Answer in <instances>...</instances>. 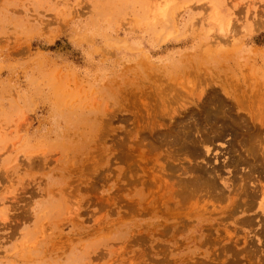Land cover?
<instances>
[{"label": "rangeland", "instance_id": "obj_1", "mask_svg": "<svg viewBox=\"0 0 264 264\" xmlns=\"http://www.w3.org/2000/svg\"><path fill=\"white\" fill-rule=\"evenodd\" d=\"M216 95L264 138V0H0V264H264Z\"/></svg>", "mask_w": 264, "mask_h": 264}, {"label": "bare ground", "instance_id": "obj_2", "mask_svg": "<svg viewBox=\"0 0 264 264\" xmlns=\"http://www.w3.org/2000/svg\"><path fill=\"white\" fill-rule=\"evenodd\" d=\"M259 22V21H258ZM223 77V76H222ZM219 81V80H218ZM232 86V85H231ZM218 87V86H217ZM225 87V86H224ZM234 87V86H233ZM162 88V87H161ZM219 88V87H218ZM225 89V88H224ZM214 90V88H213ZM217 90V89H216ZM221 90V89H220ZM226 90V89H225ZM215 92V91H214ZM217 92V91H216ZM212 93V92H211ZM228 93V92H227ZM251 93V92H250ZM213 94V93H212ZM229 94V93H228ZM231 95V94H230ZM222 96V95H221ZM244 96V95H243ZM246 96L248 97V95L246 94ZM229 97V96H228ZM228 97H226V99H229ZM246 97V98H247ZM208 98V97H207ZM222 98V97H221ZM213 99V97H212ZM208 100V103H206V105L204 106V122L205 125L206 123L209 125V133H212L213 136H205L206 138L204 139V141H209L211 139V141L214 140V138H222V136L224 135L223 130L226 131L230 130V132L232 134H234L235 136L239 135V133L237 132V128L235 126L240 125V127L242 128L243 131H241V135L240 138V142H242L241 144L243 145V152L240 151L238 156L232 157L231 159V164L233 166H238L240 163L245 162L249 165L250 169H257L260 168V172L264 173V138L263 136L261 137L259 132L256 131V129L250 128V126L248 125V123L246 122L245 119H240V116H235L234 114H232L231 112V107L229 106L228 102L227 104L223 103L224 101L222 99L219 98V96H215L214 100ZM212 100V101H211ZM238 100V99H237ZM255 100V99H254ZM241 102V101H240ZM239 102V103H240ZM242 105L244 103H241ZM243 107V106H242ZM244 108H246L244 106ZM247 110V109H246ZM202 115V114H201ZM251 116V114H250ZM199 117V116H198ZM240 117V118H238ZM252 118V117H251ZM255 118V117H254ZM251 119V120H255V119ZM203 121V119H202ZM198 122V121H197ZM196 122V123H197ZM249 122V121H248ZM244 124V125H243ZM250 125H253V123ZM195 126V125H194ZM197 127V126H196ZM151 128V127H150ZM166 128V127H165ZM193 128V127H192ZM258 128V127H257ZM154 129V128H153ZM259 129V128H258ZM222 130V131H221ZM262 130V129H261ZM225 131V132H226ZM229 132V131H228ZM227 132V133H228ZM264 132V131H263ZM172 134V133H171ZM174 134V133H173ZM150 135V134H149ZM158 136V135H157ZM190 133L187 135V139H189V141H193L190 140ZM204 137V136H203ZM202 141V140H201ZM203 141V142H204ZM177 143V142H176ZM193 144V142H192ZM240 144V145H241ZM177 145V144H176ZM185 145V143H184ZM198 145V144H197ZM173 146V145H172ZM234 146V145H233ZM258 163V164H256ZM215 167V166H214ZM205 168V167H204ZM200 174H199V179L196 178V183L200 182L201 184L203 183V185L205 184L206 186H208V181H201V178H204V176H206L208 174V171L203 169V167H200L199 169H197ZM214 170V169H213ZM211 170V172L213 171ZM217 171V170H215ZM196 172V170L194 171ZM210 172V170H209ZM215 173V172H214ZM210 176V174L208 175ZM207 177V176H206ZM211 177V176H210ZM238 177V176H237ZM208 178V177H207ZM209 179V178H208ZM259 180V179H258ZM261 180V179H260ZM264 182V181H263ZM214 183V182H213ZM212 183V184H213ZM211 184V183H210ZM264 185V184H263ZM194 186V185H193ZM199 187V186H198ZM202 187V186H201ZM209 187V186H208ZM207 188V187H206ZM261 188V187H260ZM203 189V188H202ZM263 190L261 191L262 194V198H261V202L259 204V207L261 208V210H263L264 212V187L262 188ZM259 190V189H258ZM257 192H255L256 194ZM254 194V196H256ZM260 194V195H261Z\"/></svg>", "mask_w": 264, "mask_h": 264}]
</instances>
